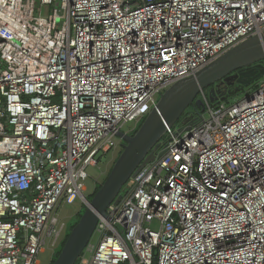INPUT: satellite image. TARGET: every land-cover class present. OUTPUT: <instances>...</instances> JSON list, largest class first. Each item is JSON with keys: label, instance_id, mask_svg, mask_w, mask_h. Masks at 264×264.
<instances>
[{"label": "built area", "instance_id": "1", "mask_svg": "<svg viewBox=\"0 0 264 264\" xmlns=\"http://www.w3.org/2000/svg\"><path fill=\"white\" fill-rule=\"evenodd\" d=\"M263 32L264 0H0V264H36L123 126ZM199 95L79 264H264V83Z\"/></svg>", "mask_w": 264, "mask_h": 264}, {"label": "water", "instance_id": "2", "mask_svg": "<svg viewBox=\"0 0 264 264\" xmlns=\"http://www.w3.org/2000/svg\"><path fill=\"white\" fill-rule=\"evenodd\" d=\"M264 32L253 35L233 46L224 54L193 75L180 79L166 89L157 106L147 115L136 133L120 131L123 150L100 189L89 200L83 194L86 210L69 233L64 246L53 264H77L96 232L102 217L112 202L122 198V190L130 177L136 174L161 146V139L169 127L175 125L189 106L204 107L199 94L211 87V101L223 100L264 75ZM255 64L254 67H245ZM238 71L234 74L232 72ZM245 76V77H244ZM238 77L239 86L220 97L212 87L216 82Z\"/></svg>", "mask_w": 264, "mask_h": 264}, {"label": "rangeland", "instance_id": "3", "mask_svg": "<svg viewBox=\"0 0 264 264\" xmlns=\"http://www.w3.org/2000/svg\"><path fill=\"white\" fill-rule=\"evenodd\" d=\"M264 65V59L261 61ZM264 83V75L261 76L259 79H257L255 82L244 86L242 90L237 91L234 94L229 95V97L225 100L228 103H237L243 99H245L249 94L253 93L257 90V88ZM209 99L211 94V87L205 89ZM219 96H221V93H219ZM160 98V97H159ZM211 100V99H210ZM212 104H214V101H211ZM186 111L190 114V116H195L197 113H195L194 106H189ZM145 118L140 120V122L137 124L135 121L127 123L123 126V131L130 132V134H133V132L140 127V125L144 122ZM179 124L177 122L174 125V128ZM122 147H116L110 149L107 153L100 151L98 154V158H100L101 162L100 165L97 166H90L88 168L89 172V178L86 181V190L84 192V195L86 199H88V196L92 194L97 184L103 183L104 179L107 177L108 173L110 172V169L112 168L114 162L117 160V158L120 155ZM155 159V155L153 154L150 160ZM148 161V162H149ZM83 204H85L83 198H77L74 202H63L58 210H57V216L59 217V220L61 222V225L65 224V230L62 233V236L59 240V242L64 238L66 234V230L69 227V224L71 220L77 215V213L82 208ZM99 240V234L97 232L94 233L91 242L93 244H97ZM59 242L56 245H53L52 242H49V244L46 246L45 250L39 255V259L36 264H50L52 260V256L54 255L56 248L59 244ZM88 256V253H87Z\"/></svg>", "mask_w": 264, "mask_h": 264}, {"label": "trees", "instance_id": "4", "mask_svg": "<svg viewBox=\"0 0 264 264\" xmlns=\"http://www.w3.org/2000/svg\"><path fill=\"white\" fill-rule=\"evenodd\" d=\"M207 94V93H206ZM227 95V93H225V92H221V96L222 97H224V96H226ZM198 97H200V95L198 96ZM229 97V95H227L223 100H226L227 98ZM219 100H216V101H214V103H217ZM194 110H195V113H197V115H199V114H201V113H203L204 112V108H201V107H196V106H194ZM196 116V115H195ZM192 117H194V116H190V114L187 112V111H185V113L183 114V116L179 119V124L180 123H183L184 121H186V120H188V119H190V118H192ZM141 126V125H140ZM138 129H136L134 132H133V134L134 133H136V131H137ZM122 150H123V148L121 149V152H122ZM120 152V153H121ZM115 163V162H114ZM114 165V164H113ZM113 167V166H112ZM112 169V168H111ZM111 169H110V171H111ZM109 174V173H108ZM108 176V175H107ZM106 179V178H105ZM105 179H104V181H105ZM103 181V182H104ZM102 184L103 183H101V184H97L96 185V187H95V189H94V191L92 192V194H90L89 196H88V199L89 200H91L93 197H94V195L96 194V192L100 189V187L102 186ZM86 210V205L85 204H83V206H82V208L80 209V211L77 213V215L71 220V222H70V224H69V227H68V229L66 230V234H65V236H64V238L59 242V244H58V246H57V248H56V251H55V253H54V255L52 256V260H51V262H50V264H53L54 263V261L56 260V258L58 257V255L60 254V252H61V250H62V247L64 246V243H65V241H66V239H67V237H68V235H69V233L71 232V230H72V228L76 225V223L79 221V219H80V217L82 216V214L84 213V211ZM81 258V257H80ZM80 258H79V260L77 261V264H79L80 263Z\"/></svg>", "mask_w": 264, "mask_h": 264}, {"label": "flooded vegetation", "instance_id": "5", "mask_svg": "<svg viewBox=\"0 0 264 264\" xmlns=\"http://www.w3.org/2000/svg\"><path fill=\"white\" fill-rule=\"evenodd\" d=\"M254 66H255V64H253L251 66H247L244 68V70H246L249 67H254ZM236 72H238V71L232 72V74H234ZM238 86H239L238 77L231 78L229 81H225L224 79H222V80H220V81H218L212 85V87H214L216 89V92L218 94L221 92L228 93L230 91H234ZM243 88H244V86L240 87L239 90H242Z\"/></svg>", "mask_w": 264, "mask_h": 264}]
</instances>
